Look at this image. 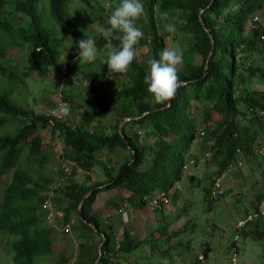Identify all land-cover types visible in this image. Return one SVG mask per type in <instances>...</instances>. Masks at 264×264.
<instances>
[{
	"label": "trees",
	"instance_id": "trees-1",
	"mask_svg": "<svg viewBox=\"0 0 264 264\" xmlns=\"http://www.w3.org/2000/svg\"><path fill=\"white\" fill-rule=\"evenodd\" d=\"M141 2L143 15L137 24L144 36L135 49L145 45L147 53L150 52L151 55L145 54L140 64L133 60L125 74L129 80L126 91L129 97L126 98L123 108L117 106L115 112L131 109H136V113L148 111L145 116L129 121L139 126H142V121L148 124L145 136H140L141 132L125 134L122 126L121 133L129 145L127 148L115 126L105 133L96 132L101 115L104 119L103 130L112 120V117H107L109 110L94 111L91 116L89 112L86 119L80 120L81 123L95 120V130L89 134L85 124L70 136L61 133L70 130L69 126L57 121L54 124L60 131L57 136L63 135L65 147L74 150L73 154L63 155L66 154L85 166L95 160L101 149H105L107 153L117 149L127 152L121 160L114 154L111 159H117L115 165L107 167L103 162L99 163L105 176L104 182L85 185L73 178H65V172L60 167L62 162L57 163L54 168L48 163L49 150H42L44 148H40L41 142L34 135L37 127L47 124V118L28 110L24 100L17 102L13 95L8 94L21 90L22 84L14 78L9 68L1 66L0 60V81L3 85L0 86V176L11 171L8 180L0 185V245L5 246V252L10 254L15 264L32 263V259L23 250V241L27 244L34 231L33 242L46 239V232L37 227L48 210L39 207L36 197L41 201L40 194L47 186H54V190H57L50 203L58 226L64 225L71 215H76L80 198L90 190L81 205L80 216L93 227L79 218H74L73 233L79 241L76 245L69 246L70 255L65 254L66 259L73 257L71 264H93L100 242V256L96 264H128L126 257L133 250L139 251L142 257L140 264H171L172 248L178 249L177 254L188 251L187 244L190 240H180L169 245L167 241L173 237L171 235L165 239L156 235V245L165 244L162 250L158 247L156 251L150 246L142 247L146 240L137 241L127 227L122 229L124 219L121 218L124 217L114 215V209L119 206L117 199H114L116 196L99 201L97 205L94 200L98 191L119 186L127 193L130 205H144V196L158 194L157 191L168 192L172 188L171 198H180L174 191L179 188L175 182L181 180L182 165L188 160L186 154L192 143L198 139L196 119L207 124L213 121V115L218 116L213 126H209L207 136L200 138L203 140L200 143L203 165L214 166L205 173L209 183L204 180L199 188L201 197L205 200L206 211L211 208L216 197L226 191L222 190L220 195L216 191L211 193L215 179L221 180L225 172L238 166L237 177L241 178L239 182L247 181L249 174L244 168L249 169L248 165L252 160L264 159V0ZM252 15L259 19L253 21L250 27ZM169 24L174 25V33L165 30V26ZM209 34L213 39V47L206 60L211 45ZM164 36L182 40L180 46L183 63L179 67L178 76L181 81L186 82L178 88L168 107L144 102L148 97L147 86L144 84L145 74L150 70L148 61L160 58ZM114 44L118 47L119 41L114 40ZM99 64L102 65V62L99 61ZM43 70L37 68V73ZM103 83L110 84L111 81L105 78ZM251 84L262 85L263 88H251ZM123 93L124 91L121 94ZM191 101L197 102L193 114L190 110ZM247 111L249 113L245 115ZM7 122L14 126L13 133L4 131L6 128L2 126ZM149 123L152 124L151 129ZM54 130L55 126L52 127V132ZM192 151L197 153L198 150L194 146ZM21 153H24L23 165L19 161ZM147 161L149 165H146ZM201 164L199 157L194 155L192 166L197 168ZM42 167L46 169L43 176L37 173ZM261 174L263 175L262 172ZM189 176L190 174L187 178ZM84 178L87 179L88 176L85 175ZM189 178L192 179V176ZM261 182V193L254 197V203L244 206V214L256 208L259 200L264 198V176ZM179 184L182 188L189 186L192 189L195 186L188 182ZM101 186V190L96 189ZM100 209L108 212L102 214ZM162 215L172 220L175 213L168 211L166 215ZM166 218L165 223L169 221ZM258 222H247L235 228L236 234L252 240L259 239L264 236V230L258 228ZM92 235H95V239ZM207 243L200 241L199 244L201 255L205 258L211 253ZM232 245L234 241L229 246ZM234 251L237 252V247ZM195 261H199L197 256Z\"/></svg>",
	"mask_w": 264,
	"mask_h": 264
},
{
	"label": "rangeland",
	"instance_id": "rangeland-1",
	"mask_svg": "<svg viewBox=\"0 0 264 264\" xmlns=\"http://www.w3.org/2000/svg\"><path fill=\"white\" fill-rule=\"evenodd\" d=\"M12 1V0H7ZM42 1L45 6L41 7L39 3L36 7V16L39 19V26L43 28L46 32V34L49 37L48 44L53 48L54 52L57 55H61L64 52V49H69L72 47V40L68 39V36H65L61 30L60 24L56 22L49 14L48 8H47V1L46 0H40ZM108 0L104 1V4L106 5V2ZM113 1V0H110ZM120 1V0H119ZM75 4H72L74 6ZM102 19L97 20L95 24V30L96 34L99 36L102 35V29L104 28V15L101 14ZM13 14L4 12L0 15V19H7L11 23V29L9 32L2 31L0 33V38L2 41H13L18 51H16L12 55L13 63L12 66L15 75L17 76L16 79L19 80L21 76H24L29 88L32 90V93H29L27 91L24 92L23 89L21 90H15V92H9V95H13L17 102L20 100L28 101L29 100L32 103V110L34 113L38 114H45L47 110L52 107L54 104V100L57 97V94L59 93L67 102L68 98L73 99L72 103V109L76 111H73L70 109L69 116L67 119V123L71 126L76 125L79 117V112L83 108V105H86V100L88 96L93 91V87L91 88H81L80 93L77 89V84L79 83V80L81 78L83 79H91L94 78L97 81H101L99 76L102 72V65L99 64V60H96L89 65H80L78 66V70L76 71V77H78V80L74 81V84L70 86L69 84H60L59 88H55L51 84L52 76L50 75H42L38 76L33 71H28L27 74V57L29 54V51L31 49V41H32V34H33V28L30 26L29 22L25 18H21L18 22H13ZM138 25V24H137ZM82 31L85 33H91L92 32V25H87L82 28ZM163 44L164 49L165 48H173V47H179L181 49L180 43L182 42L181 39L176 38L172 39L170 36H164L163 37ZM72 52H74V47L70 49ZM147 47L145 45H141L138 47L137 50V57L136 61L138 64L142 63L144 60L145 54L147 53ZM106 50H103L100 52V57H102L105 54ZM196 60H198V57H196ZM60 65H59V72L57 77L62 78L64 75L67 74V72H70L71 69L66 65V61L64 57H61L59 59ZM63 68V72H61V69ZM48 71L50 68L47 69ZM31 72V73H29ZM50 73V72H48ZM91 74H95L94 77ZM44 76V77H43ZM1 78V75H0ZM37 78V79H34ZM1 83V81H0ZM114 83L111 87H98L95 95H91V102L94 103L99 110H104L107 104H111L112 106L110 110L107 112L108 118L112 117V120L108 124L105 130L103 127L104 119L101 115L99 117V128L96 130V132H106L109 128H111L117 120L118 113H116V107L122 109L125 101L122 100V96L118 95L116 93V89H120L124 85V80L122 77L118 79H114L112 82ZM102 87V88H101ZM73 88H76L74 94H70L68 92H56L58 89H62L64 91L71 90ZM251 88H257L262 89V85L257 84H251ZM102 93V94H101ZM116 93V94H115ZM105 102V103H104ZM83 104V105H82ZM88 105H90L88 103ZM197 106V102L191 101L190 102V110L192 114L195 112ZM126 109V108H125ZM102 110V111H103ZM136 109H131L126 111L127 114L135 115ZM116 113V114H115ZM249 111L245 113L248 114ZM196 114H199V111H196ZM218 116L213 115V121L209 123H203L202 121H196V128H197V141H194L192 145L190 146V149L186 156H188L191 152H193V147L198 150L197 153H194L197 157H199V162L202 164L199 167L188 166V168L184 171H182V177L181 180L176 181L179 185V188H176L174 191L176 194L180 197L179 199H172L171 194L173 193V188L168 190V194L166 196V199H162L161 204V210L160 212H155L152 210L149 206L148 208H137L132 207L130 210H128V214L125 217V214L123 215L124 223H122V229L124 227H127L128 224L131 223L132 220L136 218H142L143 222L146 224V230L143 228L142 236L146 239V244H143L142 247L146 248V246H150L152 249L156 251V235L158 233L156 232L157 226L160 230L164 229L165 231H172L177 230V236L175 238V242H179L180 240H190L187 244L188 251L185 253L180 252L177 254L178 249L172 248L170 252L172 253V261L171 264H264V236L260 237L259 239L252 240L250 237H242L240 234H236V226L235 225H241L244 220L249 219V215L256 212V208L254 207L252 211H249L247 213H243L246 206L249 203H254V197L258 196L262 189V182L261 179L264 176V159L259 158L258 160H252V162L248 165V167L244 168V171H247L249 174V178L244 182H239L241 178L237 177V168H231L230 171L225 172L221 180L215 179L214 186L219 187L220 190H226L225 192H222L223 194L221 196L216 197L215 201H213L212 206L207 211L205 210V200L203 197H201V192L199 190L202 182L204 180H207V169H212L214 166L209 165L205 167L206 165H203V151L201 150L200 143L203 142L200 138H203L207 136L209 126H213L215 120H217ZM115 119V120H114ZM114 120V121H113ZM121 121V118L119 119ZM95 120H93L89 124L90 130H92V127L95 124ZM143 126H139L140 130V136H145V129L148 124L143 123ZM151 123H149V128L151 129ZM138 126V124L129 122L126 125V130L129 133H132L134 129ZM3 128H6L4 131L13 133L15 131L14 126H11L9 122H7L5 125L2 126ZM102 128V129H101ZM117 129V128H116ZM40 138H41V146L44 148L43 150L48 149L49 150V156H48V163H50L53 168L57 166V163H61L64 160H67L66 154L69 152V148L65 147L63 144V141L60 138H57L55 134L50 133V127L46 126L44 129L39 130L38 132ZM56 141L53 145L50 144L51 140ZM195 143V145H194ZM208 146V145H207ZM54 147V148H53ZM24 149H26L24 147ZM207 149V147H206ZM103 152V153H102ZM102 154L96 155L95 160L91 164H86L87 167L83 168L80 166L81 171L73 172L72 178L74 177L77 181H83L86 178H84L82 175L87 174L85 171H88L87 174L89 179L86 183L92 184L95 182H104L105 178L101 175V169L98 168L96 171V166L103 161L104 164H106V160L109 157H112L114 154L118 160H121L124 158V156L127 154L125 150H114L112 152H106L105 150L102 151ZM63 153H66L63 155ZM120 156V158H118ZM23 157L24 153H21V156L19 157L20 164L23 165ZM209 157V155L207 156ZM116 159V160H117ZM111 161H116L115 159H110ZM132 160V159H131ZM206 160V159H204ZM53 163V164H52ZM72 161H69V163L64 167L65 170H69L70 166L72 165ZM111 165V163H110ZM146 165H149V161L146 162ZM145 167V164L143 165ZM88 167H94V169H90ZM10 170L3 176H0V185L2 186L7 180L10 175ZM263 173V175L261 174ZM37 173L39 175H44L46 173L45 168H40ZM83 173V174H82ZM100 174V175H99ZM190 174L192 176V179L189 177L187 178V175ZM226 179V180H223ZM255 180V181H254ZM54 181V180H53ZM52 181V182H53ZM199 181V186H197V183ZM209 183V180H207ZM179 182L189 185H195L197 187H193L192 189L188 186V188H182L179 184ZM223 184V185H221ZM221 185V186H220ZM98 187L96 189L102 188ZM175 187V186H174ZM124 189L122 187L114 188L113 190L108 189L104 190L103 192H100L96 194V198H99L101 200L102 198L110 199V196L114 198L115 196H120L124 193ZM219 193L218 195H220ZM259 209L261 210V213L259 217L258 228L261 230H264V202L260 203ZM54 210V209H53ZM57 210V209H56ZM164 210V211H163ZM102 214H105L108 212V210L100 209ZM173 212L175 213L174 222L171 223L172 220H169L164 215L167 214V212ZM114 212H117V209H114ZM51 214H54V211L51 212ZM245 216L246 218H241ZM75 218V217H73ZM164 218L168 221L165 223ZM237 220H240L237 222ZM144 225V224H143ZM120 227V228H121ZM71 228H73V225L71 224ZM120 228L118 231H120ZM172 228V229H170ZM134 231V232H133ZM134 238L139 237V231L133 229ZM74 230L72 229L71 233L73 236L69 235V237L73 238V242L70 244L76 245L77 241L79 239L76 238V236L73 234ZM95 235H92L93 239ZM68 237V234H62L61 235V241L55 242L51 247L52 252V258H56L59 256V248L58 244L62 243L63 248H66L68 245V242H66V238ZM159 237L161 239H165L166 236L160 235ZM92 239V238H91ZM173 239H169L167 243H172ZM200 241L209 243V248H211V253L208 254L207 258L200 255L198 259L200 261L196 262L195 258L197 254H201L200 250ZM234 241V245H231V243ZM207 243V244H208ZM165 244L158 243V248L160 250V247L164 248ZM237 247V252L234 253V248ZM76 249V247H75ZM74 249V252H75ZM5 246L2 244L0 245V264H13L10 260V257L5 255ZM179 256V257H178ZM233 256L234 260H231V257ZM47 256L45 257V262L43 264H50L48 261H46ZM64 259V257H62ZM180 258V259H179ZM72 259H68L69 262H72ZM167 258H164L166 260ZM126 260L128 261V264H140L142 262V257H140L138 250H133L127 257ZM163 260V259H162ZM37 264V263H33ZM52 264H61L58 261L52 262Z\"/></svg>",
	"mask_w": 264,
	"mask_h": 264
},
{
	"label": "clouds",
	"instance_id": "clouds-1",
	"mask_svg": "<svg viewBox=\"0 0 264 264\" xmlns=\"http://www.w3.org/2000/svg\"><path fill=\"white\" fill-rule=\"evenodd\" d=\"M46 1H47V8H48L50 16L56 22L60 24L63 34L65 36H68L69 37L68 39L72 40V47H70L69 49L65 48L64 52L61 55H57L54 52L53 48L48 44V41H49L48 35L46 34L45 30L39 26V19L36 16L35 10H36L38 3L41 7L45 6V4L42 1L40 0H27V1L25 0H12V1L0 0V15L4 12L12 13L14 16L13 22H18L20 21L21 18H25L28 20L30 26L33 28L31 49L27 57V63H28L27 74H28V71H33L38 76H42L46 73L44 76L46 75L52 76L51 84L55 88H59L60 84H69L70 86H72L74 84V81L78 80V77H76V71L78 70V66L80 65H89L90 63L96 60H99L102 62V72H101V75L99 76L101 81H97L94 78H91L88 80L81 78L79 80V83L77 84L78 91H76V93L77 92L80 93L79 90H81V88L93 87V91L88 96L86 100V105L82 104L83 108L79 112V117H78V121L76 125L71 126L66 122L69 116L70 109H72L73 99L68 98V102H67L59 93L57 94V97L55 98L54 104L52 105V107H50L45 114H39L47 118V124L41 127H37L34 130V135L40 142H41V138L38 132L39 130L44 129L46 126L50 127L51 134H55L56 137L60 138L62 141H63V135L70 136L71 134L76 133V129L78 127H82L83 124L86 125L88 129V134L91 133L92 131L94 132L95 127L97 125L96 123L92 127V130H90L89 124L91 122L81 123L80 120L86 119L88 117L89 112L91 116L94 113V111H99L100 108L98 109L97 106L91 102V95H95L98 87L100 86H103V87L113 86L114 83L112 82L114 81V79H118L120 77L123 78L124 85L119 90L116 89V93L122 96V100L126 101V98L129 97V95H127L126 93L127 87L129 86V80L126 78L125 74L127 73L133 60L136 61L138 49H135V46L139 43V41L144 36L142 29L137 25V21L143 15V4L141 0H120V1L119 0H113V1L108 0L106 2V5L104 4L105 0H46ZM72 4H75V5L72 6ZM101 14L104 15V28L102 29L103 36L97 35L96 30H95V24L97 20L102 19ZM258 19L259 18L257 16H253L251 19L250 27L252 26L253 21L258 20ZM200 22L202 24L201 20ZM87 25H92L91 33L90 32L85 33L82 31V28ZM262 27H264V24L262 25ZM10 29H11V23L7 19H0V33L2 31L9 32ZM165 30L169 33H174L175 27L174 25L169 24L165 26ZM205 30L207 31L206 28ZM209 36L211 35L209 34ZM114 40L119 41L118 47H115ZM210 43H211V40H210ZM212 45H213V42H212ZM73 47H74V52L70 50ZM103 50H106L105 54L102 57H100V52ZM16 51H18V49H17L16 44L13 41H10V40L2 41L0 38L1 66L5 68H9L13 72L14 78H16L17 76L15 75L14 70H13L14 66H12V63L14 62L12 59V55ZM207 56H206V60L209 57ZM61 57H64L66 61V65L71 69V71L67 72V74L64 75L62 78H59L57 77V75L59 72V65H60L59 59ZM182 63H183L182 50L178 46L173 47V48L164 49V44L162 43V52L160 54V58L158 60L150 59L148 61V64L150 65V70L145 74V77H144V84L147 86V93H148V97H146L144 101L145 103L161 105L165 107L170 106V102L175 98L178 88L181 85L186 83L185 81H181L178 76L179 67L182 65ZM37 68H43L44 70L37 73ZM48 68H50L49 71L47 70ZM0 69L2 68L0 67ZM61 72H63V68L61 69ZM91 75L94 77L95 74H91ZM105 78L109 79L111 83L110 84L103 83ZM34 79H37V78H34ZM19 81L22 84V89L24 90V92L27 91L33 94L24 76H21L19 78ZM55 81H57L58 83H55ZM0 86H3L2 83H0ZM75 90L76 88H73L68 91L58 89L57 91L53 93L62 91V92H68L70 94H74ZM123 91L124 93L121 94ZM29 96H28V101L24 100V103L27 109L33 112L31 108L32 103L29 100ZM88 103L90 105H88ZM111 106H112V103L107 104L104 110H110ZM73 111H76V109ZM119 111H117L116 113H118ZM147 112L148 111H143L140 113V111H138L135 115H130L126 113V110H122L121 112L118 113L116 123L113 126L117 128V132L119 133L121 139L125 142L127 148H129V145L127 144V141L124 135L121 133V127L124 126L123 131L125 132V134L132 135L133 132L139 133L140 132V130H138L139 124L132 133L127 132L126 125L129 121H131V119L135 120V119H138L139 117L145 116ZM120 118H121V121L119 120ZM56 121L64 123L65 125L69 126L70 130L65 131V132L61 131L63 135L57 136V134L60 131H59V128L56 125H54ZM196 121L200 122L199 119H196ZM54 126H55V130L52 132V127ZM113 126L111 127V129L113 128ZM72 138L77 140L75 137H72ZM55 142L56 141L52 139L50 141V144L53 145ZM40 148H43V147L40 146ZM104 150L105 149H101L100 151L97 152L96 155H98ZM73 153H74V150L69 149L68 154H73ZM66 157L68 159L64 160L60 165V167L65 172V178L67 177L72 178L73 172L81 171L80 166H82L83 168L86 167L83 163L78 162L77 160L71 157H68V156ZM113 157L114 155L110 158L105 159L107 161L106 162L107 167L110 166V163L111 165H115V163L117 162V161L110 160ZM193 157H194V154L193 152H191L188 155V160L184 162V164L182 165V169H181L182 171L186 170L188 166H192ZM69 161H72L73 164L70 166L69 170H65L64 167L69 163ZM98 168L101 169L99 164L95 168L96 171ZM90 169H94V167H90ZM85 173L88 174L89 172L85 171ZM87 174H83L82 176L84 177ZM101 175L105 178L102 169H101ZM73 179L76 180L74 177ZM88 180L89 179H85L83 181H78V182H84L85 185H91V184L86 183ZM214 183H215V180L213 182L214 189L211 191V193H213L214 191H216V193L218 194L221 193L220 188L214 186ZM56 191L57 190H54V186L52 187L47 186L43 190V192L40 194L41 201L36 197V203L40 204L39 207L41 206L42 208L48 210V213L45 216V218H42V221L39 223L37 227V229H42L46 232V235H45L46 239L39 240V242H33L32 239L35 234V231H34L33 236L30 238L27 244H25L23 241V250L26 256L32 259L31 264L33 263L43 264L45 262L46 256H47L46 261H48L50 264H52V262H55V261H58L61 264H63L64 262L65 264H71V262H69L68 259H71L72 257L66 259L65 254L70 255L69 246L73 242V238L69 237V235L73 236L72 234H70L72 231L71 229H73L71 228V224L73 225L75 223V219L73 217L79 218L83 220L84 222H86L80 216V208H81L80 206L79 213L77 214L76 212L75 216L71 215L68 221L64 225L58 226L56 224L55 222L56 216L54 214H51L52 206L50 203V200L52 199ZM103 191H98L96 194L103 192ZM157 192L158 194H155V195L144 196L142 198V200L144 201L143 202L144 205H141V206H136L135 204L130 205L129 201L127 200V193L125 192L120 196H116L114 199H117L119 206H118L117 212H115L114 215H119L120 217H124L123 215L121 216V214L124 213L126 217V215L128 214V210H130V208H132L133 206L139 209L143 207L148 208L147 206H149L155 212L156 211L160 212L162 208L161 207L162 199L163 198L166 199L168 192L167 191H157ZM89 193H90V190L86 192L85 194H87L88 196ZM95 199H96V196H95ZM99 201L100 200H98L97 202ZM261 202H264V198L259 200V203L256 206V212L255 213L252 212V214L249 215L248 217L249 219L244 220L241 225L247 222H253L255 220L261 221L259 220V217H261L260 214H262L261 210L259 209ZM76 210H77V207H76ZM244 218L246 217L244 216ZM134 220L137 221L138 225L135 226L136 225L135 223H130L127 225V229L129 230V232L131 233L133 237H134L133 229H135V231L136 230L139 231V234H138L139 237L135 238L137 241L142 240V239L146 240L141 235L142 232L146 230V224L142 221L143 220L142 218H136ZM173 221L174 220H172L171 223ZM239 221L240 220H237V222ZM87 224L90 227H93L91 224L89 223ZM241 225H235V226L236 228H239ZM156 232L158 233V235L166 234V237L168 235L173 236L172 243H175V238L178 233V231L175 229L172 231H165L164 229L160 230L158 226H157ZM64 233L68 234V237L66 238V242H68V245L66 248H63L62 243L58 244L57 246L60 249L59 256H57L56 258H52L51 247L55 242L61 241V235ZM7 241L9 242V240ZM172 243H168V244L171 245ZM99 244L101 246V242ZM100 246H99V251L97 250V254L98 252L100 254ZM156 247H158V244L156 245ZM146 248L148 247L146 246ZM160 250H162V247H160ZM5 255L10 257L9 253H6ZM200 255L201 254H197V259L198 257H200ZM62 257H64V259ZM12 263L15 264L14 262Z\"/></svg>",
	"mask_w": 264,
	"mask_h": 264
},
{
	"label": "water",
	"instance_id": "water-1",
	"mask_svg": "<svg viewBox=\"0 0 264 264\" xmlns=\"http://www.w3.org/2000/svg\"><path fill=\"white\" fill-rule=\"evenodd\" d=\"M212 0H209V2H211ZM210 40H211V47H210V50H209V52H208V56H209V54H210V52H211V50H212V42H213V40H212V38H211V36H210ZM207 56V57H208ZM87 196V194H85V195H83L82 196V198H81V200L79 201V203H78V206H77V210H76V212H77V214L79 213V208H80V206H81V204H82V202H83V200H84V198ZM99 246H100V244L97 246V250L99 251ZM99 252H98V254H97V258H96V260H95V262L93 263V264H95L96 263V261H97V259L99 258Z\"/></svg>",
	"mask_w": 264,
	"mask_h": 264
},
{
	"label": "crops",
	"instance_id": "crops-1",
	"mask_svg": "<svg viewBox=\"0 0 264 264\" xmlns=\"http://www.w3.org/2000/svg\"><path fill=\"white\" fill-rule=\"evenodd\" d=\"M104 199H106V198H102L100 201L102 202V201H104ZM99 200V198H96L95 199V205H97V201ZM113 218H115V217H113ZM109 221V219H107V222ZM174 222V221H173ZM131 223H135L136 225L135 226H137L138 225V223H137V221L136 220H132L131 221ZM234 253H236V251H233ZM234 258H233V256L231 257V260H233ZM232 264H234V263H232Z\"/></svg>",
	"mask_w": 264,
	"mask_h": 264
}]
</instances>
